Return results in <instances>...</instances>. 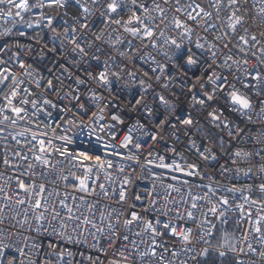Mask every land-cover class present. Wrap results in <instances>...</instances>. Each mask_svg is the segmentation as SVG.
I'll return each instance as SVG.
<instances>
[{
	"label": "snow or ice",
	"instance_id": "snow-or-ice-1",
	"mask_svg": "<svg viewBox=\"0 0 264 264\" xmlns=\"http://www.w3.org/2000/svg\"><path fill=\"white\" fill-rule=\"evenodd\" d=\"M35 8L51 10L39 13L37 26L51 32L53 52L71 45L73 66L95 65L81 75L61 64L48 68L45 77L19 52L12 53L11 63L0 58V141L5 145L0 149V223L12 219L11 227L29 232L22 236L0 229V264H207L210 256L223 260L229 254L234 264H244L239 256L258 251L253 240L264 258V160L250 164L264 157V100L257 101L254 117L253 96L260 93L251 83L259 81L264 91L257 70L264 65V0H0V17L22 20ZM5 50L0 47V53ZM249 58L256 61L251 68ZM177 82L179 94L173 87ZM124 92L132 99L121 107L116 101ZM180 96L187 99V111L180 108ZM206 128L217 130L215 136ZM165 130L176 141L160 154L155 146L167 144ZM181 131L187 150L195 149L198 159L217 163L221 176L232 171L230 164L237 165L245 183L224 185L198 163L185 162L174 146ZM145 137L153 142L149 156L152 151L157 156L147 164L184 177L210 178L196 185L202 195L192 191L189 180L172 175L187 190L168 184L163 194L149 192L154 198L143 213L130 206L122 215L95 198L97 192L110 198L108 187L116 183L111 170L122 174L121 162L138 163ZM9 140L21 150L9 151ZM252 140L260 146L246 149L244 142ZM221 158L224 163H218ZM9 169L12 174L6 175ZM70 180L73 192L83 195L61 197L59 183L67 188ZM132 182L131 177L120 181L118 205L126 202ZM181 192L179 200L173 198ZM161 199L171 205L163 213L170 218L153 221L147 213L159 215ZM181 205H186L183 211ZM233 219L236 227L230 229ZM164 236L173 243H160ZM68 244L95 254L73 252Z\"/></svg>",
	"mask_w": 264,
	"mask_h": 264
},
{
	"label": "built area",
	"instance_id": "built-area-1",
	"mask_svg": "<svg viewBox=\"0 0 264 264\" xmlns=\"http://www.w3.org/2000/svg\"><path fill=\"white\" fill-rule=\"evenodd\" d=\"M35 3L36 0H33ZM71 10V9H69ZM41 11H46L51 14V10L49 9H38L35 8L32 10L31 13H26L23 16V19L21 20L20 18L12 17L8 18L7 20L5 18L0 17V47H4L6 50L5 52L0 53V58H3L6 61H9L11 63V56L13 52H19V58L27 63L33 64L35 67L39 68L42 70V74L45 77L49 76V73L47 71L48 68L52 67L54 70L59 67V65L63 64L68 66L73 72L79 71L81 75H83L85 70H94V65L95 62L91 61L90 63L93 65V67H89L88 64H81L78 67L73 66L72 64V56L70 54V48L71 45H67V48L64 52H53L51 49L53 47V43L51 40V32L48 31L47 29H44L38 25V16ZM57 11H60L57 9ZM254 14V12H253ZM31 23L33 26L28 27V24ZM255 22L252 20H249V24H254ZM100 27H103V25H99ZM5 29H10L7 35H2V33L5 31ZM251 31L259 32V29H256L253 27ZM23 32L24 35L21 36L20 33ZM138 43V42H137ZM21 46V48H18L17 46ZM29 48L31 49L29 51ZM105 57L101 56V60H103ZM254 64H256V61L253 58H249L248 61V66L251 68ZM139 65V61H137V66ZM257 70L260 72L261 76L264 77V65H257ZM13 71L19 73V68L13 64ZM197 74H198V70ZM65 83H68V81H65ZM252 84L256 86V91H258L260 94L259 95H254L253 96V102L256 105L255 110L253 112V116L255 117L256 112L259 111L260 105L257 103V101L264 100V91H261V84L259 81H251ZM174 89L177 94L180 92V84L179 82L174 84ZM121 96H123V100H117L116 102L120 104L121 107H124L129 100L132 99V93L131 92H124L120 93ZM51 98H54L51 97ZM65 104H67V101H64ZM179 105L180 108L183 109L184 111L188 110V102L187 99L184 96L179 97ZM127 113V109H125ZM194 118L199 116L198 110L193 112ZM79 118V117H77ZM231 119H235L238 123L241 124V126L244 125L245 121L241 120L237 117H230ZM202 119V117H201ZM258 132L261 130L259 122L256 124ZM151 128V126H150ZM20 129H16V131H19ZM153 131L155 130L154 128L152 129ZM194 131V130H193ZM206 131H209L210 135L215 136L216 131L215 129H207ZM164 135V139L167 141V144L164 142H161L160 144L156 145V149L159 150L160 154H164L167 152L168 146L172 145L174 141H176V137L172 136L169 138L167 134V130L162 133ZM178 135L180 136V141L175 143V147H177L181 152L184 153L185 155V162L188 163H198L200 169L203 170V172H211L216 180H219L220 183L231 186L232 183H236L238 186L243 185L246 181V178L243 175H237L236 174V167L237 165H231L230 168L232 171H230L227 176H221L216 169L218 168L217 163H212L208 161H203L202 159H198L195 149H191L190 151L187 150V145L185 138L183 136V132H179ZM203 135V134H201ZM222 135V134H221ZM197 140V144L199 145L201 143L199 137H195ZM23 141V138H20ZM227 139V137H225ZM145 140L147 143L145 144L144 148L142 149V153L139 159V162H132V161H123L122 166L125 167V172L120 174L117 173L115 169H112V179L116 181L115 184H112L108 187L109 191V197L108 199H105L102 197V195L97 192L96 199L97 200H103V203L106 205H111L113 208H115L117 211H120L123 215L124 210H127L132 206L131 210L143 213L145 208L149 207L151 199L154 197H150L147 194L149 192L155 191L163 194L165 186L168 184H175L177 187H182L185 191L187 188L190 186L192 191H194L197 194L202 195V190L200 188H197V184H208L210 182V178L208 176H204L202 179L199 177H184L180 173H169L165 169H160L155 167L154 165H149L146 163V159H152L156 160V152L152 151V155L149 156V151L151 150V146L153 142L145 137ZM54 143L59 144V141H55ZM79 143V142H77ZM245 147L248 150H255V147H259L256 143L255 140H252L250 142H244ZM4 143L3 141H0V149L4 148ZM70 150L75 151L76 150V145H69L68 146ZM225 147H228L227 144H225ZM8 149L9 151L11 150H21L18 145L15 144V142L9 140L8 142ZM126 151V150H122ZM169 155H171L169 153ZM3 158V153L0 152V159ZM55 159H60L59 157H56ZM114 160L116 158H113ZM264 160V157H260L259 159H253L250 164L251 165H256L259 166L260 161ZM171 162V161H169ZM225 160L221 158L218 163H224ZM230 163V162H229ZM250 164H240V167L247 168L250 166ZM21 165L23 166V162H21ZM0 171H4V168L2 165H0ZM75 171V170H74ZM253 172H256V167H253ZM12 171L9 169L6 172V175H11ZM172 175L179 176L181 180L187 179L190 182L189 186L181 185L177 183L176 181L171 179ZM141 176L143 177L140 180H137L136 177ZM126 177H131L132 178V183L127 186V200L126 202L121 206L116 203L118 200V192L123 185L120 183V181ZM155 180V189H153V181ZM101 182L107 183L106 181L101 178ZM249 183L251 182L250 180L248 181ZM71 183L72 181H69V186L67 188L64 187L63 183H59L58 187L61 191V197L63 194L66 192L71 195H83L82 193H74L72 188H71ZM113 189H116V192H113ZM138 194H143L144 199L143 200H136L135 196ZM183 195V192L181 193H172V196L174 199L179 200L180 197ZM89 202L91 203L92 198L87 197ZM68 203H72V200L69 199ZM171 207V205H165L163 200H159L156 208L160 209V214L158 215L155 211H149L147 213V217L155 221L156 219H160L161 221H165L169 219L170 217H166L163 215L164 212L167 211V209ZM186 205H181L180 210L183 211ZM176 209L173 208V213H175ZM3 215V214H0ZM197 218L198 220L201 218L200 213H197ZM229 215H233V213H229ZM19 219V217L17 218ZM211 219V217H209ZM16 221L12 219H8L5 223H0V229H7L8 232H14V231H21L22 236H27L29 235V232L27 228L25 227L24 229H19V228H14L11 227L10 225H15ZM187 223L188 227L193 228L195 230L196 225L192 224L190 221H185ZM219 227V225H218ZM235 220L233 219L232 223L229 225V228H235ZM137 229L133 228V231H136ZM121 231L126 232V229L121 228ZM219 235V233H217ZM54 239V238H53ZM89 242H91V238H89ZM160 243L167 242L169 245L173 243V240L168 238L167 236L160 237L159 238ZM21 245H23V240L20 241ZM45 244L48 243V240L44 241ZM253 245L258 248V251L256 254H248V255H243L239 256V259H242L244 261V264H264V258H261L259 255V245L257 244L256 241H252ZM67 247L72 250L73 252H76L77 249L80 251H83L86 255H94L95 253L88 249L86 246L81 247L80 245H72L68 244ZM233 259V264H234V257L232 254H229ZM79 257L77 256V259ZM106 264V262H105ZM145 264H153L151 261H145Z\"/></svg>",
	"mask_w": 264,
	"mask_h": 264
},
{
	"label": "trees",
	"instance_id": "trees-1",
	"mask_svg": "<svg viewBox=\"0 0 264 264\" xmlns=\"http://www.w3.org/2000/svg\"><path fill=\"white\" fill-rule=\"evenodd\" d=\"M213 262H215V264H233V259L230 256H227L223 260H220L217 257L210 256L207 264H213Z\"/></svg>",
	"mask_w": 264,
	"mask_h": 264
}]
</instances>
